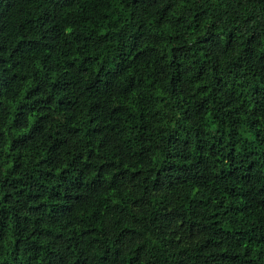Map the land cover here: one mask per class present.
Here are the masks:
<instances>
[{
	"label": "trees",
	"instance_id": "1",
	"mask_svg": "<svg viewBox=\"0 0 264 264\" xmlns=\"http://www.w3.org/2000/svg\"><path fill=\"white\" fill-rule=\"evenodd\" d=\"M0 264H264V0H0Z\"/></svg>",
	"mask_w": 264,
	"mask_h": 264
}]
</instances>
